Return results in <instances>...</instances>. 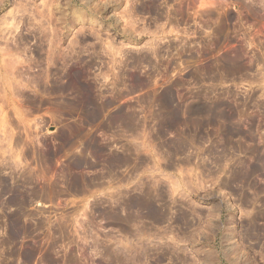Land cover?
I'll list each match as a JSON object with an SVG mask.
<instances>
[{
  "label": "rangeland",
  "instance_id": "obj_1",
  "mask_svg": "<svg viewBox=\"0 0 264 264\" xmlns=\"http://www.w3.org/2000/svg\"><path fill=\"white\" fill-rule=\"evenodd\" d=\"M0 264H264V0H0Z\"/></svg>",
  "mask_w": 264,
  "mask_h": 264
},
{
  "label": "bare ground",
  "instance_id": "obj_2",
  "mask_svg": "<svg viewBox=\"0 0 264 264\" xmlns=\"http://www.w3.org/2000/svg\"><path fill=\"white\" fill-rule=\"evenodd\" d=\"M101 108H102V107H101ZM63 109H64V108H63ZM95 110H96V109H95ZM95 110H94L93 112H95V114H96V113H97V110H96V111H95ZM99 111H100V108H99ZM102 111H103V109H102ZM95 114H94V115H95ZM97 114H101V115H103V114L101 113V111L98 112ZM101 115H100V116H101ZM96 116H97V115H96ZM94 117H95V116H94ZM97 117H98V116H97ZM81 124H82V123H81ZM78 129H80V128H78ZM77 132H78V131H77ZM79 133H81V132L79 131ZM69 134H71V133H69ZM67 136H68V135H67ZM73 136H74V135H73ZM80 136H81V135H80ZM19 199H21V198H19ZM17 200H18V199H17ZM21 200H22V199H21ZM18 201H20V200H18ZM21 202H22V201H21ZM23 202H24V201H23ZM16 205H17V204H16ZM148 210H150V209H148ZM152 212H153V211H152ZM16 217H17V216H16ZM17 218H18V217H17ZM17 218H16V221H19V220H17ZM18 219H19V218H18ZM14 220H15V219H14ZM14 222H15V221H14ZM15 223H16V222H15ZM15 223H14V225L16 226L17 223H16V224H15ZM19 223H20V221H19ZM20 225H21V224H20ZM20 225H19V226H20ZM21 227H22V226H21ZM24 227H25V226H24ZM19 228H20V227H19ZM19 228H17L18 232L21 231V230L19 231ZM26 229H27V228H26ZM22 231H23V229H22ZM22 231H21L20 233H25V232H26V230H25V232H22ZM18 232H17V234H18ZM20 233H19V234H20ZM15 235H16V234H15Z\"/></svg>",
  "mask_w": 264,
  "mask_h": 264
}]
</instances>
